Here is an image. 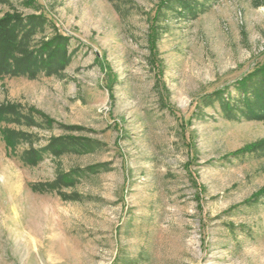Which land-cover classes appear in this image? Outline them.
<instances>
[{"label":"rangeland","instance_id":"obj_1","mask_svg":"<svg viewBox=\"0 0 264 264\" xmlns=\"http://www.w3.org/2000/svg\"><path fill=\"white\" fill-rule=\"evenodd\" d=\"M0 22L37 57L0 77V264H264V117L237 89L264 0H0Z\"/></svg>","mask_w":264,"mask_h":264},{"label":"trees","instance_id":"obj_2","mask_svg":"<svg viewBox=\"0 0 264 264\" xmlns=\"http://www.w3.org/2000/svg\"><path fill=\"white\" fill-rule=\"evenodd\" d=\"M2 26L3 23L0 22V31L4 30L3 34H0V37H4L6 35L7 36L4 37L5 40L2 43L0 42V77L5 74H13L14 72H20V70H25L23 69V67H20L22 66L21 64H23V62H27V64H37V57L35 56L29 57V55L26 54L24 55L25 59L16 57L15 54L18 52L17 50L19 49V45L22 44L19 42V38L22 39V37L17 36V38H15L17 40L13 41L12 35L8 32L5 33V30L7 29ZM19 27L22 28L21 24ZM26 72L29 75L31 74L29 73V69H26ZM260 74H262V77L260 76V82L255 80L251 85H249L250 82L248 81V79H244L242 82L239 83V86L237 87L241 94H243L242 99H240L241 102H238L244 104V107L239 108V110L242 112V116L243 114H247L248 118L250 119H259L264 117V71L262 70ZM257 75H259V71H257ZM254 82H258L257 85H255ZM253 84L255 85V87H253ZM228 102L229 103L225 105V109H227L228 112H231V109L233 110V108L230 106L229 99ZM261 145H264V143L255 145L253 147H250L249 149L258 148Z\"/></svg>","mask_w":264,"mask_h":264}]
</instances>
